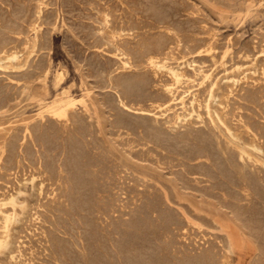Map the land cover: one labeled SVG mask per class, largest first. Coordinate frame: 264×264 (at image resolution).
Segmentation results:
<instances>
[{
    "label": "rangeland",
    "instance_id": "374dc122",
    "mask_svg": "<svg viewBox=\"0 0 264 264\" xmlns=\"http://www.w3.org/2000/svg\"><path fill=\"white\" fill-rule=\"evenodd\" d=\"M169 38L174 39L173 42ZM3 43L17 52L19 60L10 62L2 58L0 61V105H3L0 106V198L17 197L15 212L18 219L16 217L10 226L8 242L12 245L9 249L5 245L0 247V264H204V261L209 264L211 260L214 264L215 258L217 264H264V0H0V44ZM155 49L161 50L160 53L164 51L160 54L161 61L168 58L172 66L185 73L182 80L176 82L166 69L155 70L144 61L139 62L147 50ZM124 51L132 56L135 69H123L119 60ZM126 79H129L128 83ZM124 86L130 88L126 90ZM169 86L174 87V96L166 92ZM120 94L129 109L119 103ZM183 96L184 105L180 103ZM66 97L73 99L76 105L70 123H58L45 106H56L60 98ZM107 117L115 118L116 122ZM81 137L84 140H78ZM2 145L7 148L6 152ZM196 150L203 151L197 153ZM71 155L78 157V161L75 157L70 159ZM72 172L77 176L72 177ZM99 176L101 179L98 180ZM172 177H179L187 186H192L191 189L209 204L200 205L198 200L179 196L170 183ZM117 180L123 184L120 186ZM59 181H65L64 187ZM205 182L207 185L203 184ZM67 186L72 189L65 188ZM89 186L94 190H89ZM88 197L93 200L89 201ZM147 199H151L148 200L150 206L145 204ZM75 201H79L77 206ZM157 203L161 205L157 206ZM6 210L12 212V205L8 204ZM157 212L164 216L165 222L163 217H157ZM146 216L150 218L147 222ZM91 221L98 228H91ZM152 221L156 223L152 224ZM2 222L0 215V236L4 231ZM145 228L148 230H143ZM171 239H174L171 242H177L170 244Z\"/></svg>",
    "mask_w": 264,
    "mask_h": 264
},
{
    "label": "bare ground",
    "instance_id": "6f19581e",
    "mask_svg": "<svg viewBox=\"0 0 264 264\" xmlns=\"http://www.w3.org/2000/svg\"><path fill=\"white\" fill-rule=\"evenodd\" d=\"M236 1H237V0H236ZM243 1H244V0H243ZM233 3H234V2H233ZM242 3H243V2H242ZM42 4H43V3H42ZM203 4H204V3H203ZM240 5H241V4H240ZM241 6H242V5H241ZM243 6H244V5H243ZM243 6H242V7H243ZM153 7H154V6H153ZM154 9H155V8H154ZM249 9H250V8H249ZM237 10H238V9H237ZM239 10H240V8H239ZM40 11H41V10H40ZM153 12H155V11H153ZM158 13H159V11H158ZM160 13H161V12H160ZM155 14H156V13H155ZM161 14H162V13H161ZM157 15H158V14H157ZM156 17H158V16H156ZM104 18H105V16H104ZM108 18H109V17H108ZM161 19H162V16H161ZM164 19L166 20V18H164ZM157 20H158V19H157ZM105 21H107V19H106ZM157 22H158V21H157ZM167 22H168V20H167ZM109 23H111V22H109ZM158 23H159V22H158ZM158 23H157V24H158ZM168 23H169V22H168ZM105 24H106V23H105ZM122 24H123V23H122ZM36 26H37V25H36ZM172 26H173V25H172ZM35 28H36V27H35ZM114 28H115V27H114ZM129 28H130V27H129ZM164 28H166V27H164ZM170 28H171V27H170ZM108 29H109V28H108ZM168 29H169V28H168ZM104 30H105V29H104ZM102 31H103V29H102ZM110 31H111V30H110ZM110 31H108V32H110ZM128 31H129V30H128ZM170 31H171V30H170ZM105 32H106V31H105ZM114 32H115V31H114ZM131 32H133V31H131ZM136 32H137V31H136ZM136 32H135V33H136ZM167 32H168V31H167ZM174 32H176V31H174ZM101 33L103 34V32H101ZM111 33H112V32H111ZM115 33H116V32H115ZM128 33H129V32H128ZM112 34H113V33H112ZM162 34H163V33H162ZM174 34H177V33H174ZM179 34H180V33H179ZM106 35H107V34H106ZM113 35H114V34H113ZM135 35H136V34H135ZM167 35H168V34H167ZM167 35H166V36H167ZM172 35H173V34H172ZM107 36H108V35H107ZM111 36H112V35H111ZM117 36H118V35H117ZM174 36H175V35H174ZM104 37H105V36H104ZM108 37H110V36H108ZM114 37H115V36H114ZM118 37H120V36H118ZM122 37H123V34H122ZM132 37H133V36H132ZM160 38H161V37H160ZM160 38H159V41L161 40ZM167 38H168V37H167ZM167 38H166V39H167ZM172 38H173V36H172ZM127 39H128V38H127ZM127 39H126V40H127ZM180 39H181V37H180ZM115 40H116V39H115ZM115 40H114V41H115ZM121 40H122V39H121ZM133 40H134V39H133ZM157 40H158V39H157ZM169 40H172V39L169 38ZM169 40H168V41H169ZM173 40H174V39H173ZM173 40H172V42H173ZM129 41H130V40H129ZM138 41H139V40H138ZM159 41H158V42H159ZM162 41H163V40H162ZM164 41H165V40H164ZM178 41H179V40H178ZM140 42H142V40H140ZM145 42H146V41H145ZM110 43H113V42H110ZM116 43H117V42H116ZM121 43H122V42H121ZM131 43H132V42H131ZM152 43H155V42H152ZM156 43H157V42H156ZM160 43H161V41H160ZM160 43H159V45H160ZM162 43H163V42H162ZM107 44H109V43H107ZM119 44H120V43H119ZM136 44H138V42H137ZM146 44H147V43H146ZM148 44H149V43H148ZM148 44H147V45H148ZM165 44H168V43H165ZM174 44H175V43H174ZM174 44H173L172 46H174ZM176 44H177V43H176ZM115 45H116V44H115ZM115 45H113V46H115ZM128 45H130V44H128ZM139 45H142V44H139ZM153 45H154V44H153ZM153 45H152V46H153ZM156 45H157V44H156ZM207 45H208V44H207ZM120 46L122 47V45H120ZM144 46H145V44H144ZM150 46H151V45H150ZM152 46H151V47H152ZM168 46H169V45H168ZM175 46H176V45H175ZM179 46H180V45H179ZM125 47H126V46H125ZM140 47H141V46H140ZM145 47H146V46H145ZM153 47H154V46H153ZM156 47H158V46H156ZM156 47H155V48H156ZM161 47H162V45H161ZM199 47H200V46H199ZM126 48H127V47H126ZM130 48H131V47H130ZM169 48H170V47H169ZM172 48H173V47H172ZM204 48H205V47H204ZM204 48H203V49H204ZM210 48H211V47H210ZM119 49H120V48H119ZM136 49H137V48H136ZM143 49H144V48H143ZM153 49H154V48H153ZM158 49H159V47H158ZM158 49H157V51H156V49H155V51H154V50H150V51L147 50L148 52L146 51L145 54L143 53L144 55L142 54V55H143V58H142L140 61H139L138 59H137V60H138L139 62H142V63H143V61H144L145 64L149 65L151 68H153V69H155V70L166 69V70L168 71V73L171 75V77L175 79L176 82H179L180 80H182V79L184 78V74H185V73L183 74V72L181 71V69H180L179 67L172 66V65L169 63V61H168V60H170V59L165 58L164 61H163V60L161 61V59H160V54L163 53L164 51L160 53L161 50L159 51ZM165 49H166V46H165ZM170 49H171V48H170ZM173 49H174V48H173ZM175 49H176V48H175ZM115 50H116V48H115ZM125 50H126V49H125ZM127 50H128V49H127ZM138 50H139V49H138ZM163 50H164V49H163ZM118 51H119V50H118ZM121 51H123V50H121ZM132 51H133V50L131 49V53H132ZM139 51H140V50H139ZM139 51H138V52H139ZM158 51H159V52H158ZM173 51H174V50H173ZM200 51H201V50H200ZM200 51H198L197 53L199 54ZM203 51H204V50H203ZM135 52H136V51H135ZM144 52H145V51H144ZM205 52H206V51H205ZM141 53H142V52H141ZM165 53H166V52H165ZM169 53H172V52L170 51ZM200 53H201V52H200ZM31 54H32V53H31ZM128 54H129V53H128ZM128 54H127L125 51H124V52H121V58H120L119 61H121L120 64H122L123 69L132 68V67H133L132 63L135 62V61L132 60V59H133L132 56L130 57ZM134 54H135V53H134ZM163 54H164V53H163ZM163 54H162V55H163ZM29 55H30V54H29ZM118 55H119V54H118ZM137 55H139V54L137 53ZM140 55H141V54H140ZM166 56H167V55H166ZM169 56H170V55H169ZM133 57H134V56H133ZM136 57H137V56H136ZM2 58H7L8 60H10V62H11V61H13V62H17V61L19 60V56H18L17 52H16V51H11L10 49H8V47L5 46L4 43H3V45L0 44V61L2 60ZM172 58H173V56H172ZM26 63H27V61H26ZM138 64H139V63H138ZM190 64H191V63H190ZM140 65H141V64H140ZM188 65H189V64H188ZM15 66H16V65H15ZM134 66H136V65H134ZM137 66H138V65H137ZM141 66H142V65H141ZM143 66H144V64H143ZM178 66H179V65H178ZM18 67H19V66H18ZM133 68H134V67H133ZM136 68H137V67H136ZM146 68H147V67H146ZM151 68H150V69H151ZM5 69H6V68H5ZM20 69H21V68H20ZM134 69H135V68H134ZM27 71H28V70H27ZM32 72H33V71H32ZM45 73H47V72L45 71ZM61 75H62V74H61ZM208 75H209V74H208ZM157 76H158V75H157ZM206 76H207V75H206ZM206 76H205V77H206ZM39 77H40V76H39ZM203 77H204V76H203ZM110 79H111V78H110ZM128 80H129V79H128ZM128 80L126 79L127 83H128ZM122 81H123V80H122ZM111 82H112V81H111ZM123 82H125V81H123ZM118 83H119V82H118ZM120 83H121V82H120ZM125 83H126V82H125ZM125 83H123V84H125ZM130 83H131V82H130ZM132 83H133V82H132ZM115 84H116V83H115ZM115 84H114V85H115ZM116 85H117V84H116ZM118 85H119V84H118ZM125 85H127V84H125ZM111 86H113V85H111ZM132 86H133V85H132ZM214 86H215V85H214ZM124 87H125V86H124ZM126 87H128V86H126ZM126 87H125V88H126ZM114 88H115V86H114ZM129 88H130V87H129ZM129 88H128V89H129ZM173 88H174V87L169 86V87H167V89H166V88H165V89L167 90L166 92H168V93H170V94H172V95L174 96ZM128 89L126 88V90H128ZM131 90H132V89H131ZM123 92H124V91H123ZM125 92H126V91H125ZM127 92H128V91H127ZM129 92H131V91H129ZM211 93H212V92H211ZM211 93H210V94H211ZM63 94H64V93H63ZM122 95H123V94H122ZM123 96H124V95H123ZM125 97H126V96H125ZM127 98H128V97H127ZM14 99H15V98H14ZM171 99H172V98H171ZM175 99H176V98H174V100H175ZM127 100H128V99H127ZM127 102H128V101H127ZM119 103H120L123 107L129 109L128 105H127L126 102L124 101V99H123V97L121 96V94L119 95ZM180 103H181L182 105L185 104V97H184V96L180 98ZM75 105H76V104H75V101H74L73 99H70V98H67V97H66V99H65V98H60V99L57 101V105H56V106H51V107H47V106H45V107L48 108V109H47L48 113H50V114L52 115V117L56 120V122H58V123H63V124H68V123H70V120H71V118H72V117H71V112H72V110L74 109ZM0 106H1V105H0ZM1 107H3V105H2ZM1 107H0V108H1ZM162 107H163V106H162ZM183 107H184V106H183ZM43 109H44V108H43ZM142 109H143V108H142ZM208 109H209V108H208ZM1 110H2V109H1ZM144 112H145V111H144ZM141 113H142V112H141ZM192 113H193V112H192ZM79 114H81V113H79ZM79 114H78V116H79ZM195 114H196V113H195ZM14 115H15V114H14ZM39 115H41V114H39ZM43 115H45V114H43ZM179 115H180V114H179ZM41 116H42V115H41ZM177 116H178V114H177ZM82 117H84V116H82ZM120 117H121V116H120ZM86 118H87V117H86ZM107 118H108V117H107ZM121 118H123V117H121ZM178 118H179V117H178ZM74 119H75V118H74ZM79 119H80V118H79ZM83 119H84V118H83ZM108 119H109V118H108ZM180 119H182V118H180ZM50 120H51V119H50ZM52 120H53V119H52ZM55 120H54V121H55ZM81 120H82V119H81ZM85 120H86V119H84V121H85ZM90 120H91V119H90ZM109 120H110V119H109ZM111 120H113V119H111ZM111 120H110V121H111ZM114 120H115V118H114ZM114 120H113V122H116V120H115V121H114ZM127 120H128V119H127ZM54 121H53V122H54ZM84 121H83V123H84ZM86 121H87V120H86ZM107 121H108V120H107ZM180 121H182V120H180ZM73 122H74V121H73ZM78 122H79V120H78ZM87 122H88V121H87ZM89 122H90V121H89ZM94 122H95V121H94ZM101 122H102V121H101ZM111 122H112V121H111ZM117 122L119 123V119H118ZM120 122H121V121H120ZM74 123H75V122H74ZM76 123H77V122H76ZM80 123H81V122H80ZM54 124H55V123H54ZM84 124H85V123H84ZM88 124H89V123H88ZM90 124H91V123H90ZM95 124H96V123H95ZM115 124H116V123H115ZM115 124H114V125H115ZM123 124H124V123H123ZM123 124H122V125H123ZM127 124H128V123H127ZM127 124H126V125H127ZM131 124H132V123H131ZM131 124H130V125H131ZM70 125H71V124H70ZM74 125H75V124H74ZM76 125H78V123H77ZM82 125H83V124H82ZM93 125H94V124H93ZM118 125H119V124H118ZM122 125H121V126H122ZM124 125H125V124H124ZM80 126H81V125H80ZM87 126H88V125H87ZM109 126H110V124H109ZM109 126H108V127H109ZM65 127H66V126H65ZM75 127H76V126H75ZM77 127H78V126H77ZM77 127H76V129H77ZM81 127H82V126H81ZM83 127H84V126H83ZM83 127H82V128H83ZM90 127H91V126H90ZM111 127H112V123H111ZM111 127H109V128H111ZM124 127H125V126H124ZM127 127H128V126H127ZM28 128H29V127H28ZM70 128L72 129V127H70ZM78 128H79V127H78ZM82 128H81V129H82ZM59 129H60V128H59ZM68 129H69V128H68ZM71 129H70V130H71ZM84 129H85V128H84ZM97 129H98V128H97ZM112 129H113V128H112ZM122 129H123V128H122ZM129 129H130V128H129ZM26 130H27V129H26ZM29 130H30V128H29ZM53 130H56V129H53ZM72 130H73V129H72ZM85 130H86V129H85ZM88 130H89V129H88ZM104 130H105V129H104ZM115 130H116V129H115ZM115 130H114V131H115ZM30 131H31V130H30ZM58 131H60V130H58ZM58 131H54V132H58ZM86 131H87V130H86ZM86 131H85V132H86ZM89 131H91V130H89ZM93 131H94V130H93ZM101 131H102V130H101ZM105 131H106V130H105ZM116 131H117V130H116ZM227 131H228V130H227ZM77 132H78V131H76V133H77ZM87 132H88V131H87ZM107 132H108V131H107ZM231 132H232V131H231ZM88 133H89V132H88ZM88 133H87V134H88ZM94 133H95V132H94ZM102 133H103V131H102ZM113 133H114V132H113ZM122 133H123V132H122ZM127 133H128V132H127ZM131 133H132V132H131ZM227 133H228V132H227ZM31 134H32V133H31ZM45 134H47V133H45ZM55 134H56V133H55ZM79 134H80V132H79ZM83 134H84V133H83ZM85 134H86V133H85ZM92 134H93V133H92ZM103 134H104V133H103ZM118 134H119V133H118ZM75 135H76V134H75ZM81 135H82V134H81ZM97 135H98V134H97ZM109 135H110V134H109ZM45 136H46V135H45ZM51 136H52V135H51ZM54 136L56 137L57 135H54ZM69 136H70V134H69ZM73 136H74V134H73ZM73 136H72V137H73ZM82 136H83V135H82ZM85 136H86V135H85ZM128 136H129V135H128ZM130 136H131V135H130ZM153 136H154V135H153ZM58 137H59V136H58ZM78 137H79V136H78ZM83 137H84V136H83ZM104 137H105V136H104ZM110 137H111V136H110ZM132 137H133V136H132ZM151 137H152V136H151ZM69 138H70V137H69ZM73 138H74V137H73ZM75 138H76V136H75ZM99 138H100V137H99ZM116 138H117V137H116ZM146 138H147V136H146ZM149 138H150V137H148V139H149ZM70 139H71V138H70ZM81 139H83V138L81 137V138H79L78 140L82 141ZM100 139H101V138H100ZM123 139H124V138H123ZM127 139H128V138H127ZM144 139H145V138H144ZM156 139H157V138H156ZM156 139H155V140H156ZM162 139H163V138H162ZM183 139H184V138H183ZM83 140H84V139H83ZM90 140H91V139H90ZM102 140H103V139H102ZM115 140H116V139H115ZM118 140H119V139H118ZM128 140H129V139H128ZM158 140H160V139H158ZM73 141H74V139H73ZM75 141H76V139H75ZM75 141H74V142H75ZM92 141H93V140H92ZM92 141H91V142H92ZM131 141H134V140H130V142H131ZM135 141H136V140H135ZM137 141H138V140H137ZM139 141H140V140H139ZM139 141H138V142H139ZM163 141H164V140H162V142H163ZM182 141H183V140H182ZM204 141H205V140H204ZM71 142H72V141H71ZM78 142H79V141H78ZM84 142H85V141H84ZM86 142H87V140H86ZM88 142H89V141H88ZM94 142H95V141H94ZM94 142H93V143H94ZM126 142H127V141H126ZM156 142H157V141H156ZM160 142H161V141H160ZM160 142H159V143H160ZM165 142H166V141H165ZM231 142H232V141H231ZM82 143H83V142H82ZM96 143H97V142H96ZM109 143H110V142H109ZM123 143H124V142H123ZM139 143H140V142H139ZM143 143H144V142H143ZM146 143H147V142H146ZM146 143H145V144H146ZM151 143H152V140H151ZM229 143H230V142H229ZM229 143H227V144H229ZM70 144H71V143H70ZM72 144H74V143L72 142ZM80 144H81V143H80ZM86 144H87V143H86ZM110 144H111V143H110ZM136 144H137V143H135V145H136ZM141 144H142V142H141ZM145 144H144V145H145ZM156 144H157V143H156ZM163 144H164V143H163ZM232 144H233V143H232ZM4 145H5V144H4ZM75 145H76V144H75ZM83 145H85V144H83ZM89 145H90V144H89ZM98 145H99V143H98ZM128 145H129V144H128ZM142 145H143V144H142ZM218 145H219V144H218ZM220 145H221V143H220ZM72 146H74V145H72ZM72 146H71V147H72ZM81 146H82V145H81ZM81 146H80V147H81ZM91 146L94 147L92 144H91ZM133 146H134V145H133ZM161 146H162V148H163V145H161ZM167 146H169V145H167ZM199 146H200V145H199ZM199 146H198V147H199ZM2 147H3V145H2ZM13 147H14V145H13ZM17 147H19V146H17ZM63 147H64V145H63ZM82 147H83V146H82ZM86 147H87V146H86ZM101 147H102V145H101ZM137 147H138V146H137ZM146 147L148 148V145H146ZM146 147H145V149H146ZM157 147H158V146H157ZM164 147H165V146H164ZM169 147H170V146H169ZM200 147H201V146H200ZM226 147H227V145H226ZM239 147H240V146H239ZM67 148L69 149V146H68ZM74 148H75V147H74ZM84 148H85V147H84ZM90 148H91V147H90ZM112 148H113V146H112ZM122 148H123V147H122ZM125 148H126V147H125ZM142 148H143V146H142ZM149 148H150V147H149ZM154 148H155V145H154ZM162 148H161V149H162ZM236 148H237V147H236ZM65 149H66V147H65ZM76 149H77V147H76ZM76 149H74V150H76ZM78 149H79V148H78ZM82 149H83V148H82ZM113 149H114V148H113ZM138 149H139V151H140V148H138ZM143 149H144V148H143ZM150 149L152 150L153 148L151 147ZM157 149H158V148H157ZM163 149H164V148H163ZM165 149H166V148H165ZM169 149H170V148H169ZM201 149H203V148H201ZM206 149H207V148H206ZM223 149H224V148H223ZM253 149H254V148H253ZM2 150L6 152L7 148H6V147H5V148L3 147ZM63 150H64V149H63ZM74 150H73V151H74ZM88 150H92V149H88ZM95 150H96V149H95ZM114 150H115V149H114ZM159 150H160V149H158V151H159ZM166 150H168V148H167ZM170 150H171V149H170ZM197 150H198V149H197ZM197 150H196V152L198 153L199 151H197ZM199 150H200V148H199ZM204 150H205V149H204ZM207 150H209V149H207ZM220 150H222V149H220ZM238 150H239V148H238ZM13 151H14V149H13ZM71 151H72V150H71ZM82 151H83V150H82ZM84 151H85V149H84ZM136 151H138V150H136ZM136 151H135V153H136ZM144 151H145V150H143V153H144ZM147 151H148V150H147ZM152 151L154 152V150H152ZM202 151H203V150H202ZM202 151H201V152H202ZM225 151H226V150H225ZM225 151H224V152H225ZM239 151L241 152V151H243V149H241V150H239ZM261 151H262V150H261ZM98 152H99V151H98ZM106 152H107V151H106ZM106 152H105V153H106ZM156 152H157V151H156ZM156 152H155V154L158 153V152H157V153H156ZM161 152L163 153L162 150H161ZM172 152H173V151H172ZM201 152H199V153H201ZM205 152H207V151H205ZM222 152H223V151H222ZM70 153H71V152H70ZM76 153L78 154V152H75V154H76ZM79 153H80V152H79ZM95 153H96V152H95ZM95 153H93V155H94ZM99 153H100V152H99ZM103 153H104V152H103ZM139 153H142V150H141V152H139ZM139 153H138V154H139ZM147 153H148V152H147ZM165 153L167 154V151H166ZM174 153H175V152H174ZM193 153H195V152H193ZM203 153H204V152H203ZM209 153H210V151H209ZM232 153H233V152H232ZM72 154H73V153H72ZM75 154H74V155H75ZM81 154H83V153H81ZM81 154H80V155H81ZM85 154H86V153H85ZM85 154H84V155H85ZM90 154H91V153H90ZM90 154H89V155H90ZM107 154H108V153H107ZM133 154H134V153H133ZM136 154H137V153H136ZM138 154H137V155H138ZM155 154H154V155H155ZM158 154H160V152H159ZM176 154H177V153H176ZM179 154H180V153H179ZM206 154H207V156L209 155L208 153H206ZM211 154H213V153H211ZM243 154H244V153H243ZM86 155L88 156V154H86ZM86 155H85V157H86ZM91 155H92V154H91ZM103 155H104V154H103ZM103 155H101V156H103ZM108 155H109V154H108ZM142 155H143V154H141V156H142ZM144 155L147 156V154H144ZM154 155H152V156H154ZM161 155H162V154H161ZM164 155H165V154H164ZM170 155H171V157H172V154H170ZM177 155H178V154H177ZM188 155H189V154H188ZM190 155H191V154H190ZM194 155H196V154H194ZM213 155H214V154H213ZM233 155H234V154H233ZM13 156H14V154H13ZM15 156H16V155H15ZM77 156H79V155H77ZM94 156H95V155H94ZM94 156H93V157H94ZM98 156H99V155H98ZM101 156H100V157H101ZM104 156H105V155H104ZM104 156H103V157H104ZM150 156H151V155H150ZM166 156H167V155H166ZM175 156H176V155H175ZM179 156H180V155H179ZM192 156H193V155H192ZM202 156H203V155H201V157H202ZM204 156H205V155H204ZM209 156H210V155H209ZM209 156H208V157H209ZM211 156H212V155H211ZM226 156H227V157H228V156L230 157V155H227V154H226ZM238 156H239V155H238ZM242 156H243V155H242ZM39 157H40V156H39ZM41 157H42V156H41ZM41 157H40V158H41ZM71 157H72V158H70V159H73V157H75V156L71 155ZM88 157H89V156H88ZM100 157H98V158H100ZM108 157H110V156H108ZM148 157H149V153H148ZM148 157H147V158H148ZM154 157H155V156H154ZM162 157H164V156H162ZM168 157H169V155H168ZM182 157H183V156H182ZM185 157H186V156H185ZM188 157H189V156H188ZM197 157H198V156H197ZM214 157H215V155H214ZM229 157H228V158H229ZM234 157H235V156H234ZM13 158H15V157H13ZM76 158H77V159H76ZM81 158H84V157H81ZM98 158H97V160H96V161H97L96 163H98V165H99L100 162H98V160H99ZM104 158H105V157H104ZM117 158H118V157H117ZM150 158H151V157H150ZM156 158H157V157H156ZM172 158H173V157H172ZM178 158H179V157H178ZM190 158H191V157H190ZM193 158H194V157H193ZM211 158H212V157H211ZM211 158H210V159H211ZM232 158H233V157H232ZM248 158H249V157H248ZM74 159H76V160H75L76 162L78 161V157H75ZM74 159H73V160H74ZM79 159H80V158H79ZM95 159H96V158H95ZM100 159H101V158H100ZM105 159H107V158H105ZM112 159H113V158H112ZM153 159H154V158H153ZM163 159H164V158H163ZM166 159H168V158H166ZM169 159H170V157H169ZM174 159H176V158H174ZM180 159H181V158H180ZM182 159H183V158H182ZM187 159H188V158H187ZM194 159H195V158H194ZM206 159H207V158H206ZM210 159H209V160H210ZM226 159H227V158H226ZM230 159H231V157H230ZM230 159H229V160H230ZM237 159H242V157H241V158H237ZM13 160H14V159H13ZM82 160H84V159H82ZM86 160H87V159H86ZM89 160L91 161L90 158H89ZM89 160H88V161H89ZM92 160H93V159H92ZM170 160H171V159H170ZM178 160H179V159H178ZM200 160H202V158H201ZM200 160H199V161H200ZM204 160H205V159H204ZM212 160H213V159H212ZM212 160H211V161H212ZM231 160H232V159H231ZM80 161H81V159H80ZM80 161H79V162H80ZM93 161H94V160H93ZM103 161H104V159H103ZM109 161H110V160H109ZM109 161H108V162H109ZM113 161H114V160H113ZM136 161H138V160H136ZM145 161H146V160H145ZM148 161H150V160H148ZM155 161L158 162V160H155ZM164 161H165V160H164ZM184 161H185V160H184ZM190 161H191V160H190ZM197 161H198V159H197ZM232 161H233V160H232ZM240 161H241V160H240ZM41 162H42V161H41ZM82 162H83V161H82ZM106 162H107V161H106ZM141 162H142V161H141ZM161 162H162V161H161ZM172 162H173V161H172ZM181 162H182V161H181ZM185 162H187V161H185ZM234 162H236V161H234ZM238 162H239V161H238ZM43 163H44V162H43ZM43 163H41V164H43ZM80 163H81V162H80ZM88 163H89V162H88ZM91 163H92V162H91ZM132 163H133V162H132ZM152 163H153V162H152ZM163 163H164V162H163ZM173 163H174V162H173ZM188 163H189V162H188ZM215 163H217V162H215ZM215 163H214V164H215ZM228 163H229V162H228ZM236 163H237V162H236ZM241 163H242V162H241ZM41 164H38V165H41ZM73 164H74V163H73ZM83 164L85 165L86 163H83ZM93 164H94V162H93ZM93 164H89V166H90V165H93ZM101 164H102V163H101ZM110 164H112V163H110ZM118 164H119V163H118ZM124 164H125V163H124ZM133 164H134V163H133ZM167 164H168V163H167ZM181 164H183V162H182ZM208 164H209V162H208ZM231 164H233V163H231ZM238 164H239V163H238ZM55 165H56V164H55ZM63 165H64V164H63ZM75 165H76V164H75ZM75 165H74V167H75ZM81 165H82V164H81ZM86 165H87V164H86ZM94 165H95V164H94ZM94 165H93V167H94ZM103 165H104V162H103ZM135 165H136V164H135ZM139 165H140V164H139ZM157 165H158V164H157ZM174 165H175V164H174ZM178 165H180V164H178ZM189 165L191 166V164H189ZM210 165H211V164H210ZM234 165L236 166V164H234ZM239 165H241V164H239ZM52 166H54V165H52ZM61 166H62V165H61ZM72 166H73V165H72ZM78 166H80V164H79ZM113 166H114V162H113ZM141 166H142V165H141ZM158 166H159V165H158ZM161 166H162V165H161ZM187 166H188V165H187ZM204 166H205V165H204ZM206 166H207V165H206ZM215 166H216V165H214V167H215ZM237 166H238V165H237ZM42 167H43V165H42ZM48 167H49V165H48ZM64 167H65V165H64ZM64 167H63V169H64ZM96 167H97V166H96ZM98 167H100V166H98ZM110 167H112V166L110 165ZM110 167H109V168H110ZM115 167H116V166H115ZM191 167H192V166H191ZM195 167H196V166H195ZM202 167H203V166H202ZM202 167H201V169H204V168H202ZM241 167H242V166H241ZM40 168H41V167H40ZM43 168H45V167H43ZM43 168H42V169H43ZM56 168H57V167H56ZM75 168H76V167H75ZM77 168H78V167H77ZM103 168H104V167H103ZM121 168L123 169V167H121ZM160 168H161V167H160ZM186 168H187V167H186ZM196 168H197L198 171H200V170L198 169V167H196ZM234 168H237V167H234ZM45 169H46V168H45ZM47 169H48V168H47ZM52 169H53V168H52ZM52 169H51V170H52ZM61 169H62V168H61ZM81 169H82V168H80L79 171H80ZM104 169H105V168H104ZM116 169H117V168H116ZM118 169H119V167H118ZM122 169H120V170H122ZM126 169H127V168H126ZM188 169H190V168L188 167ZM206 169H207V168L205 167V170H206ZM215 169H216V168H215ZM223 169L225 170V168H223ZM223 169H221V170H223ZM37 170H38V169H37ZM55 170L57 171V169H54V171H55ZM59 170H60V169H59ZM84 170H85V169H84ZM86 170H87V169H86ZM90 170H91V169H90ZM98 170H99V169H98ZM101 170H102V169H101ZM105 170H107V169H105ZM114 170H115V169H114ZM124 170H125V169H124ZM124 170H122V171H124ZM176 170H177V169H176ZM178 170H179V169H178ZM186 170H187V169H186ZM209 170H211V169H209ZM212 170H213V169H212ZM240 170H241V168H240ZM43 171H44V170H43ZM46 171H47V170H46ZM56 171H55V172H56ZM61 171H62V170H61ZM73 171H74V169H73ZM81 171H82V173H83V170H81ZM99 171H100V170H99ZM107 171H108V170H107ZM129 171H130V170H129ZM155 171H156V170H155ZM201 171H202V170H201ZM203 171H204V170H203ZM203 171H202V172H203ZM213 171H214V170H213ZM27 172H28V171H27ZM50 172H52V171H50ZM55 172H54V173H55ZM64 172H65V171H64ZM67 172H68V171H67ZM70 172H71V170H70ZM74 172H75V171H74ZM77 172H78V170H77ZM88 172H89V171H88ZM91 172H92V171H91ZM91 172H90V173H91ZM96 172H97V171H96ZM104 172H105V171H104ZM108 172H109V171H108ZM192 172H193V171H192ZM207 172H208V171H207ZM214 172H216V171H214ZM225 172H226V171H225ZM228 172H229V171H228ZM39 173H40V172H39ZM61 173H62V172H61ZM65 173H66V172H65ZM65 173H64V174H65ZM78 173H80V172H78ZM82 173H80V174H82ZM92 173H95V172H92ZM98 173H99V172H98ZM102 173H103V172H102ZM102 173H101V174H102ZM130 173H131V172H130ZM166 173H169V172H166ZM177 173H178V172H177ZM194 173H195V172H194ZM203 173H204V172H203ZM209 173H210V175H213V174H211L210 171H209ZM44 174H45V173H44ZM46 174H47V173H46ZM49 174H50L51 176L53 175V174H51V173H49ZM49 174H47V175H49ZM58 174H59V173H58ZM68 174H69V173H67V176H68ZM84 174H86V173H84ZM88 174H89V173H88ZM104 174H107V173H104ZM113 174H114V173H113ZM113 174H112V175H113ZM125 174H126V173H125ZM190 174H191V171H190ZM199 174H200V173H199ZM219 174H220V170H219ZM221 174H222V172H221ZM224 174H225V173H224ZM47 175H46V176H47ZM72 175H73V172H72ZM75 175H76V174H74L72 177H74ZM82 175H83V174H82ZM90 175H91V174H90ZM93 175H94V174H93ZM96 175H97V174H95V176H96ZM126 175H127V174H126ZM126 175H125V176H126ZM128 175H129V174H128ZM130 175H132V174H130ZM158 175H159V174H158ZM172 175H173V174H172ZM175 175H176V174H175ZM201 175H203V174H201ZM206 175H207V173H206ZM226 175H227V174H226ZM226 175H225V176H226ZM228 175H229V173H228ZM42 176H43V175H42ZM53 176H54V175H53ZM57 176H61V175H57ZM57 176H56V177H57ZM64 176H65V175H64ZM76 176H77V175H76ZM91 176H92V175H91ZM97 176H98V175H97ZM101 176H102V175H101ZM101 176H99L98 180L101 179V178H100ZM116 176H117V175H116ZM120 176H121V175H119V177H120ZM150 176H151V175H150ZM194 176H196V175H194ZM203 176H204V175H203ZM214 176H215V175H214ZM217 176H218V175H217ZM217 176H216V177H217ZM220 176H221V175H220ZM9 177H10V176H9ZM56 177H55V178H56ZM62 177H63V176H62ZM62 177H61V178H62ZM70 177H71V175H70ZM80 177H81V176H80ZM80 177H79V178H80ZM108 177H109V174H108ZM117 177H118V176H117ZM131 177H132V176H131ZM134 177H135V176H134ZM136 177H137V176H136ZM141 177H142V176H141ZM141 177H140V179H141ZM206 177H207V176H206ZM209 177H210V176H209ZM222 177H223V176H222ZM226 177H227V176H226ZM42 178H43V177H42ZM49 178H50V176H49ZM49 178H48V179H49ZM53 178H54V177H53ZM55 178H54V179H55ZM67 178H68V177H67ZM76 178H77V177H75V179H76ZM79 178H78V179H79ZM85 178H86V177H85ZM93 178H94V177H93ZM109 178H111V177H109ZM112 178H113V177H112ZM123 178H124V177H123ZM138 178H139V176H138ZM178 178H179V177H177V178H176V177H172V178L170 179V183L172 184V186H173L174 189L176 190V193H177L179 196H182V197H184V198H185V197H190V199L192 198V199L198 200V201L201 203L200 205H202V203H208V204H209V202H208L207 199H204L203 196H202L201 194H197L196 192L193 191V189H191L192 186H191V188H190L189 186H187V185L181 180V178H180V179H178ZM191 178H193V177H191ZM199 178H200V177H199ZM199 178H198V179H199ZM219 178H220V177H219ZM219 178H218V179H219ZM51 179H52V178H51ZM51 179H50V180H51ZM59 179H60V178H59ZM73 179H74V178H73ZM90 179H91V178H90ZM95 179H96V178H95ZM95 179H94V180H95ZM102 179H103V177H102ZM126 179H128V176H127ZM131 179H132V178H131ZM131 179H130V177H129V180H131ZM135 179L137 180V178H135ZM135 179H134V180H135ZM156 179H157V178H156ZM183 179H184V178H183ZM213 179H214V178H213ZM216 179H217V178H215V180H216ZM221 179H222V178H221ZM44 180H47V179H44ZM65 180H66V179H65ZM68 180H69V179H68ZM80 180H81V179H80ZM85 180H86V179H85ZM87 180H88V179H87ZM91 180H92V179H91ZM105 180H106V179H105ZM118 180H119V179H118ZM118 180H117V181H118ZM120 180H122V179H120ZM120 180H119V181H120ZM123 180H124V179H123ZM184 180H186V179H184ZM189 180H190V179H189ZM199 180H200V179H199ZM210 180H212V178H211ZM42 181H43V180H42ZM52 181H53V179H52ZM62 181H63V178H62ZM62 181H59V182H62ZM83 181H84V179H83ZM114 181H115V179H114ZM117 181H116V182H117ZM119 181H118V182H119ZM126 181H127V180H126ZM146 181H147V180H146ZM148 181H149V179H148ZM190 181H191V180H190ZM200 181H201V180H200ZM206 181H209V179H207ZM213 181H214V180H213ZM44 182H45V181H44ZM50 182H51V181H50ZM53 182H54V181H53ZM53 182H52V183H53ZM72 182H73V180H72ZM78 182H79V180H78ZM87 182H88V181H87ZM89 182H90V181H89ZM93 182H95V181H93ZM93 182H92V183H93ZM110 182H112V181H110ZM118 182H117V183H118ZM136 182H137V181H136ZM140 182H141V181H140ZM143 182H144V181H143ZM143 182H142V183H143ZM197 182H198V181H197ZM211 182H212V181H211ZM243 182H244V181H243ZM247 182H249V181H247ZM55 183H56V182H55ZM62 183H63V182H62ZM64 183H65V181H64ZM64 183H63V184H60V186H63ZM70 183H71V180H70ZM74 183H75V182H74ZM79 183H81V182H79ZM79 183H78V185H79ZM90 183H91V182H90ZM108 183H109V182H108ZM113 183H115V182H113ZM121 183H122V182H121ZM121 183L119 182V185H120ZM153 183H154V182H153ZM164 183H165V182H164ZM213 183H214V182H213ZM39 184H40V183H39ZM99 184H100V183H99ZM111 184H112V183H111ZM122 184H123V183H122ZM150 184H152V182H151ZM166 184H167V183H166ZM203 184L207 185L206 182L203 183ZM218 184H221V183L218 182ZM218 184H217V185H218ZM222 184H223V183H222ZM240 184H241V183H240ZM240 184H239V185H240ZM249 184H250V183H249ZM249 184H248V185H249ZM52 185H53V184H52ZM69 185H70V184H69ZM73 185H74V184H73ZM73 185H72V186H73ZM88 185H89V183L87 184V186H88ZM91 185H92V184H91ZM97 185H98V184H97ZM106 185H107V183H106ZM140 185L142 186L143 184H140ZM154 185H155V184H154ZM160 185H161V184H160ZM167 185H168V184H167ZM191 185H192V184H191ZM201 185H202V184H201ZM210 185H211V184H210ZM210 185H209V186H210ZM223 185H225V183H224ZM223 185H222V186H223ZM241 185H242V184H241ZM241 185H240V187H241ZM245 185H246V184H245ZM42 186H43V185H42ZM55 186H56V184H55ZM57 186H58V185H57ZM57 186H56V187H57ZM75 186H76V185H75ZM85 186H86V185H85ZM85 186H84V187H85ZM87 186H86V187H87ZM94 186H95V185H94ZM98 186H99V185H98ZM116 186H117V185H116ZM120 186H121V185H120ZM146 186H147V185H146ZM155 186H156V185H155ZM155 186H154V187L151 186V188H152V187L155 188ZM194 186H195V185H194ZM196 186H197V185H196ZM212 186H213V185H212ZM219 186H220V185H219ZM43 187H44V186H43ZM43 187H42V188H43ZM63 187H64V186H63ZM89 187H90V186H89ZM89 187H88V188H89ZM144 187H145V185H144ZM210 187H211V186H210ZM250 187H251V186H250ZM250 187H246V188H250ZM65 188H68V189H69L68 186L65 187ZM79 188H80V187H79ZM82 188H83V187H82ZM97 188H99V187H97ZM107 188H108V187H107ZM114 188H115V187H114ZM114 188H113V189H114ZM118 188H119V187H118ZM141 188H142V187H141ZM145 188H146V187H145ZM212 188H213V187H212ZM214 188H215V187H214ZM214 188H213V189H214ZM217 188H218V187H217ZM220 188H221V187H220ZM223 188H225V187L223 186ZM243 188H244V187H243ZM68 189H67V191H68ZM70 189H72V187H71ZM70 189H69V190H70ZM91 189H92V188L90 187L89 190H91ZM95 189H96V187H95ZM113 189H112V190H113ZM147 189H148V188H147ZM202 189H203V188H202ZM251 189H252V188H251ZM255 189H256V188H255ZM38 190H39V189H38ZM75 190H77V189L75 188ZM78 190H79V189H78ZM82 190H83V189H82ZM92 190H94V188H93ZM92 190H91V191H92ZM98 190L101 191L100 189H98ZM98 190H97V191H98ZM114 190H115V189H114ZM117 190H118V189H117ZM144 190H145V189H144ZM152 190H153V189H152ZM168 190H169V189H168ZM221 190H222V189H221ZM41 191H42V190H41ZM67 191H66V192H67ZM87 191H88V190H87ZM87 191H86V192H87ZM108 191H110V190H108ZM139 191H140V190H138V192H139ZM146 191H147V190H146ZM148 191H150V190L148 189ZM224 191H227V190H224ZM245 191H247V190L245 189ZM251 191H252V190H251ZM68 192H69V191H68ZM80 192H81V189H80ZM80 192H77V193L80 194ZM84 192H85V191H84ZM105 192H106V191H105ZM110 192H111V191H110ZM157 192H158V190H157ZM163 192H164V191H163ZM217 192H218V191H217ZM248 192H249V191H248ZM40 193H41V192H40ZM69 193H70V192H69ZM71 193H72V192H71ZM81 193H82V192H81ZM88 193H89V192H88ZM91 193H92V192H91ZM91 193H90V194H91ZM94 193H95V192H94ZM140 193H142V192L140 191ZM147 193H148V192H147ZM154 193H155V192H154ZM173 193H174V192H173ZM206 193H207V192H206ZM213 193H214V192H213ZM219 193H220V192H219ZM241 193H242V192H241ZM82 194H83V193H82ZM92 194H93V193H92ZM109 194H110V193H109ZM116 194H117V191H116ZM143 194H145V192H144ZM151 194H152V193H151ZM155 194L158 196L157 193H155ZM167 194H169V192H168ZM211 194H212V193H211ZM215 194H216V191H215ZM66 195H67V194H66ZM72 195H74V191H73ZM86 195H87V194H86ZM101 195H102V194H101ZM103 195H104V194H103ZM114 195H115V194H114ZM141 195H142V194H141ZM147 195H148V194H147ZM152 195L154 196V194H152ZM161 195H162V193H161ZM173 195H174V194H173ZM206 195H207V194H206ZM67 196H69V195H67ZM70 196H71V195H70ZM80 196H81V195H80ZM82 196H83V195H82ZM82 196H81V197H82ZM84 196H85V195H84ZM88 196H89V195H88ZM106 196H107V194H106ZM116 196H117V195H116ZM164 196H165V195H164ZM169 196H172V195L169 194ZM169 196H168V197H169ZM227 196H229V195H227ZM242 196H243V195H242ZM249 196H250V195H249ZM54 197H56L55 194H54ZM72 197H73V196H72ZM76 197H77V194H76ZM76 197L74 196L73 198H76ZM100 197H101V196H100ZM113 197H114V196H113ZM113 197H112V198H113ZM141 197H142V196H141ZM148 197H149V196H148ZM158 197H159V196H158ZM212 197H213V196H212ZM219 197H220V196H219ZM73 198H72V200H73ZM78 198H79V197H78ZM78 198H77V199H78ZM82 198H83V197H82ZM82 198H81V199H82ZM88 198H89V197H88ZM92 198H94V197H92ZM101 198H103V197H101ZM101 198H100V199H101ZM104 198H105V196H104ZM150 198H151V197H150ZM159 198H160V197H159ZM172 198H173V197H172ZM172 198H171V199H172ZM245 198H246V197H245ZM77 199H76V200H77ZM89 199H90V198H89ZM94 199H96V197H95ZM154 199H155V197H154ZM156 199H157V198H156ZM160 199H161V198H160ZM160 199H159V200H160ZM240 199H242V198H240ZM240 199H239V200H240ZM69 200H71V199H69ZM86 200H87V199H86ZM92 200H93V199H92ZM92 200L90 199L89 201H92ZM96 200H97V199H96ZM105 200H106V199H105ZM109 200H110V199H109ZM109 200H108V201H109ZM113 200H115V199H113ZM148 200H149V199H147V203H145V204H148V202H149L151 199H150L149 201H148ZM172 200H173V199H172ZM175 200H176V199H175ZM73 201H74V200H73ZM73 201L71 202V204L73 203ZM98 201H99V200H98ZM100 201H101V200H100ZM102 201H103V200H102ZM117 201H118V200H117ZM153 201H154V200H153ZM155 201H156V200H155ZM163 201H164V200H163ZM163 201H162V202H163ZM169 201H170V200H169ZM173 201H174V200H173ZM16 202H17V197H15L14 195H10V196H8V197L5 196V197L0 198V215L2 216V220H3V222H2L3 225H2V226H3V228H4L3 234L0 236V247H2V246L5 245V247H6L7 249H9V246L12 245V243L8 242V239L10 238V234H11V233H10V228H11L10 226L12 225L13 221L16 220L15 218L17 217V216H16V212H15V204H16ZM78 202H79V201H75V202H74L75 206H77L76 203L78 204ZM86 202H87V201H86ZM86 202H85V203H86ZM94 202H95V201H94ZM94 202H93V203H94ZM115 202H116V201H115ZM115 202H114V203H115ZM156 202H158V201H156ZM159 202H161V201H159ZM182 202H183V201H182ZM193 202H194V201H193ZM217 202H219V201H217ZM82 203H83V202H82ZM85 203H84V204H85ZM151 203H152V202H151ZM166 203H168V202H166ZM170 203H171V202H170ZM176 203H177V200H176ZM176 203H175V204H176ZM194 203H195V202H194ZM8 204L12 205V212H9L8 210H6V206H7ZM80 204H81V203H80ZM80 204H79L78 206H80ZM88 204H90V203H88ZM110 204H111V203H109V205H110ZM154 204H156V203L154 202ZM182 204H184V202H183ZM186 204H187V203H186ZM186 204H184V205H186ZM197 204H198V203H197ZM236 204H237V203H236ZM16 205H17V204H16ZM23 205H24V204H23ZM23 205H22V206H23ZM90 205H91V204H90ZM97 205H98V204H97ZM97 205H96V206H97ZM102 205L104 206V204H102ZM112 205H114V204L112 203ZM115 205H116V204H115ZM151 205L153 206V204H151ZM158 205H161V204H160V203H159V204L157 203V206H158ZM163 205H165V204H163ZM166 205H167V204H166ZM86 206H87V205H86ZM100 206H101V205H100ZM100 206H99V208H100ZM117 206H118V205H117ZM146 206H147V205H146ZM148 206H150V205L148 204ZM148 206H147V207H148ZM70 207H71V206H70ZM81 207H82V206H81ZM81 207H80V209H81ZM93 207H94V206H93ZM101 207H102V206H101ZM107 207H108V206H107ZM107 207H106V208H107ZM147 207H146V208H147ZM171 207H172V206H171ZM171 207H170V208H171ZM184 207H185V206H184ZM202 207H203V206H202ZM211 207H212V206H211ZM211 207H210V208H211ZM224 207H225V206H224ZM4 208H5V210H4ZM82 208H83V207H82ZM88 208H89V207H88ZM97 208H98V207H97ZM99 208H98V209H99ZM108 208H109V207H108ZM117 208H118V207H117ZM146 208H145V209H146ZM151 208H152V207H151ZM155 208H156V207H155ZM155 208H154V209H155ZM163 208H164V207H163ZM163 208H162V209H163ZM190 208H191V207H190ZM24 209H26V208H24ZM70 209H71V208H70ZM72 209H73V205H72ZM77 209H78V208H77ZM85 209H86V208H85ZM92 209H94V208H92ZM100 209H101V208H100ZM103 209H104V208H103ZM109 209H110V208H109ZM109 209H108V210H109ZM113 209H114V208H113ZM115 209H116V208H115ZM152 209H153V208H152ZM159 209H160V208H159ZM162 209H161V211H162ZM171 209H172V208H171ZM75 210H76V209H75ZM78 210H79V209H78ZM148 210H150L149 207H148ZM155 210H156V209H155ZM155 210H154V211H155ZM157 210H158V209H157ZM157 210H156V211H157ZM163 210H164V209H163ZM174 210H175V208H174ZM187 210H188V209H187ZM192 210H193V209H192ZM72 211H73V210H72ZM76 211H77V210H76ZM81 211H82V210H81ZM97 211H98V210H97ZM97 211H96V212H97ZM112 211H113V210H112ZM152 211H153V210H152ZM167 211H169V210H167ZM167 211H166V213H167ZM184 211H185V210H184ZM215 211H216V210H215ZM23 212H25V211H23ZM82 212H84V211H82ZM86 212H87V210H86ZM90 212H91V210H90ZM94 212H95V211H94ZM98 212H99V211H98ZM100 212H101V211H100ZM100 212H99V213H100ZM106 212H107V211H106ZM106 212H105V214H106ZM142 212H143V211H142ZM144 212H145V211H144ZM144 212H143V213H144ZM158 212H159V211H158ZM158 212H157V217L160 218L161 215H159ZM162 212H163V211H162ZM175 212H176V211H175ZM191 212H192V211H191ZM191 212H190V213H191ZM194 212H195V211H194ZM198 212H199V211H198ZM101 213H102V212H101ZM101 213H100V214H101ZM108 213H109V212H108ZM147 213H149V211H148ZM152 213H153V212H152ZM169 213H170V211L168 212V214H169ZM177 213H178V212H177ZM179 213H180V212H179ZM235 213H236V212H235ZM22 214H23V213H22ZM74 214H75V213H74ZM77 214H78V213H77ZM88 214H89V212H88ZM111 214H113V212H112ZM150 214H151V212H150ZM164 214H165V213H164ZM170 214H171V213H170ZM192 214H193V213H192ZM83 215H84V214H83ZM85 215H86V214H85ZM85 215H84V216H85ZM102 215H103V214H102ZM109 215H110V214H109ZM139 215H140V214H139ZM146 215H147V214H146ZM148 215H149V214H148ZM158 215H159V216H158ZM166 215H167V214H166ZM176 215L179 216V215H181V214H179V215L176 214ZM193 215H196V214H193ZM199 215H200V214H199ZM202 215H203V214H202ZM19 216H20V215H19ZM21 216H22V215H21ZM23 216H24V215H23ZM87 216H89V215H87ZM98 216H99V215H98ZM149 216H150V215H149ZM149 216H148V217L146 216V217H147V220H145L146 222L148 221V219L151 218V216H150V218H149ZM167 216H169V215H167ZM167 216H166V219H167ZM172 216H173V215H172ZM33 217H34V216H33ZM77 217H78V216H77ZM101 217H103V216H101ZM137 217H138V216H137ZM162 217H163V221H164V216L162 215L161 218H162ZM174 217H175V216H174ZM196 217H197V216H196ZM198 217H200V216H198ZM201 217H202V216H201ZM240 217H241V216H240ZM34 218H35V217H34ZM87 218H89V217H87ZM107 218H108V216H107ZM143 218H144V217H143ZM170 218H171V216H170ZM17 219H18V217H17ZM20 219L23 220L21 217H19V220H20ZM37 219H38V218H37ZM78 219H79V218H78ZM81 219L84 220V218H82V216H81ZM93 219H94V218H93ZM100 219H101V218H100ZM102 219H104V218H102ZM137 219H138V218H137ZM139 219H142V218H139ZM182 219H184V218H182ZM182 219H181V220H182ZM198 219H199V218H198ZM201 219H203V217H202ZM205 219H208V218H205ZM236 219H237V217H236ZM83 220H82V221H83ZM87 220H88V219H87ZM90 220H91V219H90ZM90 220H89V221H90ZM94 220H95V219H94ZM96 220H97V219H96ZM98 220H99V219H98ZM117 220H118V217H117ZM135 220H136V219H135ZM135 220H134V221H135ZM152 220H154V219H152ZM173 220H174V218H173ZM175 220H176V219H175ZM177 220H178V218H177ZM203 220H204V219H203ZM209 220H210V219H209ZM78 221H80V220H78ZM102 221H103V220H102ZM104 221H105V220H104ZM141 221H142V220H141ZM143 221H144V220H143ZM143 221H142V223H144ZM155 221H156V220H155ZM155 221H152V224H153V222H154V224L157 222V221H156V222H155ZM158 221H159V220H158ZM160 221H161V220H160ZM160 221H159V222H160ZM197 221H199V220H197ZM204 221H205V220H204ZM84 222H85V221H84ZM91 222L93 223V221H91ZM91 222H90V224H91ZM96 222H97V221H96ZM117 222H118V221H117ZM130 222H131V221H130ZM130 222H129V223H130ZM146 222H145V223H146ZM161 222H162V221H161ZM164 222H165V221H164ZM200 222H201V221H200ZM206 222H207V221H206ZM211 222H212V220H211ZM27 223H28V222H27ZM82 223H83V222H82ZM82 223H81V224H82ZM131 223H132V222H131ZM139 223H140V222H139ZM142 223H141V224H142ZM162 223H163V222H162ZM166 223L168 224V222H166ZM172 223H173V222H172ZM175 223H176V221H175ZM177 223H178V222H177ZM177 223H176V224H177ZM213 223H214V222H213ZM84 224H85V223H84ZM87 224H88V223H87ZM104 224H105V223H104ZM110 224H111V223H110ZM164 224H165V223H164ZM167 224H166V225H167ZM169 224H171V223H169ZM179 224H180V221H179ZM185 224H186V223H185ZM188 224H189V223H188ZM198 224H199V223H198ZM203 224H204V223H203ZM82 225H83V224H82ZM102 225H103V224H102ZM102 225H101V226H102ZM123 225H124V224H123ZM135 225H136V224H135ZM139 225H140V224H139ZM142 225H143V224H142ZM150 225H151V222H150ZM159 225H160V223H159ZM177 225H178V224H177ZM177 225H176V226H177ZM182 225L184 226V224H182ZM194 225H197V224H194ZM83 226H84V225H83ZM88 226H90V225H88ZM93 226H97V225H94V223H93V224H91V228H92ZM106 226H107V225H106ZM109 226H110V225H109ZM119 226H120V224H119ZM126 226H127V225H126ZM128 226H129V225H128ZM132 226H133V225H132ZM151 226H152V225H151ZM153 226H154V225H153ZM167 226H168V225H167ZM174 226H175V224H174ZM179 226H180V225H179ZM185 226H186V225H185ZM197 226H198V225H197ZM110 227H111V226H110ZM117 227H118V226H117ZM120 227H121V226H120ZM120 227H119L118 229H120ZM123 227H124V226H123ZM129 227H130V226H129ZM133 227H134V226H133ZM133 227H131V228H133ZM136 227H137V225H136ZM138 227H139V226H138ZM140 227H141V226H140ZM142 227H143V226H142ZM155 227H156V226H155ZM163 227H165V226L163 225ZM170 227H171V226H170ZM0 228H1V227H0ZM89 228H90V227H89ZM94 228H95V227H94ZM97 228H98V226H97ZM97 228H96V229H97ZM147 228H148V227H147ZM157 228H159V227L157 226ZM174 228H177V229H178V227H174ZM154 229H155V228H154ZM163 229H164V228H163ZM163 229H162V230H163ZM177 229H176V230H177ZM184 229H185V228H184ZM186 229L188 230V228H186ZM196 229H197V228H196ZM196 229H195V230L192 229V231H196ZM200 229H201V227H200ZM11 230H12V228H11ZM100 230H101V229H100ZM103 230H104V229H103ZM105 230H106V229H105ZM107 230H108V229H107ZM107 230H106V231H107ZM114 230H115V229H114ZM120 230H121V229H120ZM129 230H132V229H129ZM133 230H134V229H133ZM137 230H138V229H137ZM141 230H142V228H141ZM143 230H148V229L145 228V229H143ZM157 230H158V229H157ZM167 230H168V229H167ZM197 230H198V229H197ZM87 231H88V230H87ZM92 231H93V229H92ZM95 231H96V230H95ZM118 231H119V230H118ZM123 231L125 232V229H123ZM123 231H122V232H123ZM127 231H128V229H127ZM127 231H126V232H127ZM150 231H151V230H150ZM201 231H202V230H201ZM201 231H200V232H201ZM203 231H204V230H203ZM88 232H89V231H88ZM88 232H87V233H88ZM93 232H94V231H93ZM130 232H131V231H130ZM133 232H134V231H132V233H133ZM138 232H140V230H139ZM138 232H136V233L138 234ZM143 232H144V231H143ZM143 232H142V233H143ZM154 232H156V231H154ZM162 232H163V231H162ZM165 232H167L166 229H165ZM171 232H172V230H171ZM177 232H180V231H177ZM189 232H190V231H189ZM189 232H188V233H189ZM97 233H98V232H97ZM100 233H101V232H100ZM100 233H99L98 235H100ZM108 233H109V232H108ZM128 233H129V232H128ZM132 233H131V234H132ZM142 233H140V236H141ZM145 233H146V231H145ZM149 233H150V232H149ZM152 233H153V232H152ZM159 233H161V232H159ZM163 233H164V232H163ZM169 233H170V232H169ZM173 233H174V232H173ZM186 233H187V232H186ZM209 233H210V232H209ZM211 233H213V232H211ZM214 233H215V232H214ZM242 233H243V232H242ZM247 233H248V232H247ZM103 234H104V233H103ZM129 234H130V233H129ZM131 234H130V235H131ZM134 234H135V233H134ZM137 234H136V237H137ZM143 234H144V233H143ZM147 234H148V233H147ZM147 234H146V235H143V236L146 237ZM156 234H157V233H156ZM166 234H167V233H166ZM181 234H182V233H181ZM183 234H184V232H183ZM183 234H182V235H183ZM200 234H201V233H200ZM204 234H205V233H204ZM207 234H208V233H207ZM216 234H218V233L216 232ZM243 234H244V233H243ZM87 235H88V234H87ZM112 235H113V234H111V236H112ZM125 235H127V234H125ZM172 235H173V234H172ZM174 235H175V234H174ZM178 235H179V234H178ZM187 235H188V234H187ZM187 235H186V236H187ZM205 235H206V234H205ZM210 235H211V234H210ZM218 235H219V234H218ZM11 236H12V235H11ZM91 236H92V235H91ZM91 236L89 235L88 237H91ZM101 236H102V235H101ZM105 236H106V235H105ZM108 236H109V234H108ZM128 236H129V235H128ZM131 236H132V235H131ZM131 236H130V237H131ZM140 236H139V237H140ZM164 236H165V235H164ZM168 236H169V235H168ZM176 236H177V234H176ZM179 236H181V235H179ZM211 236H212V235H211ZM244 236H246V235L244 234ZM79 237H80V236H79ZM93 237H94V235H93ZM136 237H135L134 239H136ZM171 237H172V236H171ZM212 237H213V236H212ZM214 237H215V236H214ZM224 237H225V236H224ZM12 238H13V237H12ZM95 238H96V237H95ZM101 238H102V237H101ZM141 238H142V236H141ZM168 238L170 239V236H169ZM179 238H180V237H179ZM218 238H219V237H218ZM218 238H217V239H218ZM90 239H91V238H90ZM104 239H105V238H103L102 240H104ZM109 239H111V237H110ZM128 239H129V238H128ZM169 239H168V240H169ZM174 239H175V238H174ZM174 239H173V240H174ZM181 239H182V238H181ZM78 240H80V239H78ZM129 240H130V239H129ZM173 240H172V239L170 240V244H173V243L176 241V240H175L174 242H171V241H173ZM82 241H83V240H82ZM90 241H91V240H90ZM94 241H95V240H94ZM96 241H97V240H96ZM109 241H110V243H111V240H109ZM109 241H108V242H109ZM165 241H167V240H165ZM217 241H220V240H217ZM222 241H223V240H222ZM56 242H59V241H56ZM60 242H61V241H60ZM75 242H76V241H75ZM91 242H92V241H91ZM167 242H168V241H167ZM176 242H177V241H176ZM176 242H175V243H176ZM81 243H82V242H81ZM88 243H89V241H88ZM99 243H100V242H99ZM133 243H134V242H133ZM164 243H165V242H164ZM178 243H179V241H178ZM178 243H177V244H178ZM230 243H231V242H230ZM57 244L59 245L60 243H57ZM62 244H63V243H62ZM62 244H61V245H62ZM91 244H92V243H90V245H91ZM96 244H97V243H96ZM107 244H108V243H107ZM135 244H136V242H135ZM167 244H168V243H167ZM170 244H169V245H170ZM218 244H220V243H218ZM223 244H224V242H223ZM253 244H254V243H253ZM13 245H14V244H13ZM63 245H64V244H63ZM102 245H103V241H102ZM105 245H106V244H105ZM133 245H134V244H133ZM174 245H176V244H174ZM99 246H100V245H99ZM227 246H228V245H227ZM20 247H21V246H20ZM60 247H61V246H60ZM100 247H102V246H100ZM222 247L224 248V246H222ZM229 247H230V246H229ZM12 248H13V247H12ZM17 248H18V247H17ZM234 248H235V247H234ZM10 249H11V247H10ZM232 249H233V248H232ZM232 249H231V250H232ZM256 249H257V248H256ZM20 250H21V248H20ZM5 252H7V251H5ZM225 252H226V250H225ZM232 252H233V251H232ZM7 254H8V253H7ZM229 254H230V253H229ZM204 255H205V254H204ZM206 255H207V254H206ZM208 255H209V254H208ZM208 255H207V257H208ZM5 256H6V255H5ZM31 256H32V255H31ZM19 257H20V256H19ZM207 257H206V258H207ZM214 257H216V256H214ZM200 258H201V257H200ZM204 258H205V257H204ZM17 259L19 260V258H17ZM207 259H209V258H207ZM211 259H212V256H211L210 260H211ZM213 259H214V258H213ZM216 259H217V258H215V260H213V261H216V262H214V264H215V263H216V264L218 263ZM11 260H12V259L10 258V261H11ZM13 260H14V259H13ZM23 260H24V259H23ZM193 260H194V259H193ZM197 260H198V259H197ZM195 261H196V260H195ZM203 261H204V260H202V261H200V262L203 263ZM211 261H212V260H211ZM211 261H208L209 264L212 263ZM192 262H193V261H192ZM204 262L206 263L207 261H204ZM210 262H211V263H210ZM205 263H204V264H205ZM192 264H194V263H192ZM207 264H208V263H207Z\"/></svg>",
    "mask_w": 264,
    "mask_h": 264
}]
</instances>
